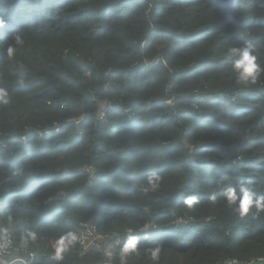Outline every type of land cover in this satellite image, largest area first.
<instances>
[{"label": "trees", "instance_id": "obj_1", "mask_svg": "<svg viewBox=\"0 0 264 264\" xmlns=\"http://www.w3.org/2000/svg\"><path fill=\"white\" fill-rule=\"evenodd\" d=\"M0 19V219L16 218L18 244L39 234L35 264L103 262L129 229L128 264H152L157 243L159 264L264 256V212L224 202L228 185L264 195V76L238 85L225 56L251 42L264 64V0H0ZM152 172L163 181L145 195ZM82 221L123 240L53 260L50 240Z\"/></svg>", "mask_w": 264, "mask_h": 264}, {"label": "clouds", "instance_id": "obj_2", "mask_svg": "<svg viewBox=\"0 0 264 264\" xmlns=\"http://www.w3.org/2000/svg\"><path fill=\"white\" fill-rule=\"evenodd\" d=\"M5 21L0 19V27L4 25ZM15 45L9 44L6 52L9 59H13L16 55L17 47L23 44V40L19 35L14 37ZM226 58L231 60L232 68L235 73V82L242 86H254L258 84L261 77L264 76V64L258 62V53L255 50L254 45L251 42L239 47H230L225 53ZM10 103V96L6 87H0V107H6ZM253 160L250 164H253ZM163 177L152 172L147 177L145 186L141 191L147 195L149 192L158 191ZM237 188L239 191H237ZM224 202L227 207L232 209L238 216L243 219L250 214L254 217L259 216L264 212V195H257L252 189L244 183L238 186L228 185L224 190ZM215 200V196L212 197ZM184 205L191 209L194 205L199 203L198 197L189 195L184 201ZM16 218L9 214L0 219V241L3 244L0 245L7 249L11 243L10 237L16 227ZM154 226L153 221L145 222L142 225V229L147 231ZM39 239V234L33 230H25L20 234L19 249L27 250L30 245H35ZM79 237L75 232L69 231L59 236L53 246V254L56 260H62L64 254L69 252L77 243ZM164 247L161 244H156L154 247L148 248L146 254L152 264H159ZM35 252H29V256H34ZM141 249L139 248V237L133 234V230H128V237L124 243L116 249L110 245L103 253V264H115L119 261V264H128V260L131 256H140ZM0 264H5L0 260ZM227 264H239L235 259L227 262ZM250 264H264V257H260L259 260L252 261Z\"/></svg>", "mask_w": 264, "mask_h": 264}, {"label": "built area", "instance_id": "obj_3", "mask_svg": "<svg viewBox=\"0 0 264 264\" xmlns=\"http://www.w3.org/2000/svg\"><path fill=\"white\" fill-rule=\"evenodd\" d=\"M146 64H150V62H146ZM224 97V96H223ZM220 96V98H223ZM116 107L115 103L112 102H106L103 104V112L99 114V119L102 121L105 119V112L108 109H114ZM131 117H134L135 114L131 113ZM83 121V119H81ZM58 126V125H57ZM92 173V175H95V171L92 169H88ZM79 239H78V253L79 255L85 257L91 250H99L102 251L103 247L105 244L108 245L109 241H114L116 244H120L123 240V237L121 234H111V233H103L99 230V227L95 223H81L80 226V232H79ZM11 243L8 245L7 249L3 248L0 246V260L4 261L5 264H35L37 256L36 254L34 256H29V252H34V251H29L19 249V244L16 243L15 237L12 234L10 237ZM57 238H52L50 240V246L52 248V254H53V246L56 242ZM3 244V241H0V245ZM51 258L57 262H62L64 260V257L62 260H56L54 256ZM264 257V256H261ZM260 257L253 258L251 260H245V261H240L237 258H228L225 259L224 261L218 263V264H227L228 261L235 259L239 262V264H250L252 261L259 260ZM79 264H103V262H95V263H90V262H82Z\"/></svg>", "mask_w": 264, "mask_h": 264}, {"label": "rangeland", "instance_id": "obj_4", "mask_svg": "<svg viewBox=\"0 0 264 264\" xmlns=\"http://www.w3.org/2000/svg\"><path fill=\"white\" fill-rule=\"evenodd\" d=\"M57 129H58V128H57ZM84 222L91 223V222H93V221H82L81 223H84ZM81 223H80V226H81ZM179 223L182 224V225L185 224L183 221H180ZM152 228H153V227H152ZM152 228H150V229H152ZM148 231H149V229H148L146 232H148Z\"/></svg>", "mask_w": 264, "mask_h": 264}]
</instances>
